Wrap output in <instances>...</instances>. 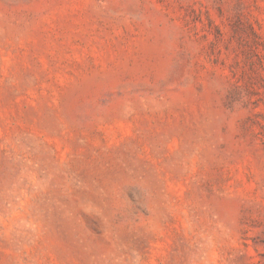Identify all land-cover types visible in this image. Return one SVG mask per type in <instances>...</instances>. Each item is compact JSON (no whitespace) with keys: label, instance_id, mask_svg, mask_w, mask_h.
<instances>
[{"label":"rangeland","instance_id":"rangeland-1","mask_svg":"<svg viewBox=\"0 0 264 264\" xmlns=\"http://www.w3.org/2000/svg\"><path fill=\"white\" fill-rule=\"evenodd\" d=\"M0 264H264V0H0Z\"/></svg>","mask_w":264,"mask_h":264}]
</instances>
